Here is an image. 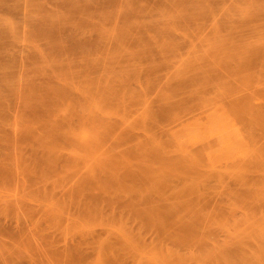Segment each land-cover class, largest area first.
Masks as SVG:
<instances>
[{"label": "rangeland", "instance_id": "1", "mask_svg": "<svg viewBox=\"0 0 264 264\" xmlns=\"http://www.w3.org/2000/svg\"><path fill=\"white\" fill-rule=\"evenodd\" d=\"M108 1L0 0V264H264V0Z\"/></svg>", "mask_w": 264, "mask_h": 264}, {"label": "bare ground", "instance_id": "2", "mask_svg": "<svg viewBox=\"0 0 264 264\" xmlns=\"http://www.w3.org/2000/svg\"><path fill=\"white\" fill-rule=\"evenodd\" d=\"M62 1H63V0H62ZM101 1H102V0H100L99 5L101 4ZM105 1H106V0H104V2H102V3L104 4ZM107 1H108V0H107ZM114 1H115V4L120 3L119 0H114ZM117 1H119V2H117ZM141 1H142V0H141ZM143 1H146V0H143ZM151 1L154 2V3H157V5H158V4L160 5V2H161V4L164 5V6H165V5H172V4L175 3L173 0H171V1H170V0H167L168 2H174V3H172V4H171V3L168 4V2H165L164 0H151ZM159 1H160V2H159ZM176 1H177V0H176ZM183 1H184V0H182V2H183ZM108 2H109V1H108ZM108 2H106L105 4H107ZM110 2L112 3L113 1L110 0ZM116 2H117V3H116ZM126 2H128V0H126ZM131 2H137V1H133V0H131ZM131 2H128L127 5H129V3L131 4ZM138 2H140V0H139ZM177 2H178L177 4H179V3L181 2V0H178ZM113 3H114V2H113ZM122 3H123V2H122ZM209 3H214V0H209ZM59 4H60V3H59ZM105 4H104V5H105ZM109 4H110V3H109ZM109 4L106 5V6H107L106 8H108V10H110V12H109L108 10H107V12H106V9H104L106 13H105V14L103 13V14L106 16L107 19H108V18H109V19L113 18V19H111L112 21L109 20L110 22L113 23V20H115L114 23H117L118 20H119V19H122V16H124V15H121V16H120V14H126L127 12H125V11H124V13H122V12H121V13H120V12H118V13L115 12V13H114V12H113V13H114V14H113L112 11H111V8L109 7ZM135 4H136V3H135ZM123 5H124V3H123V4H120V5H116V6H118V7H119V6L124 7ZM125 5H126V4H125ZM132 5H133V4H132ZM141 5H142V4H141ZM144 5H145V4H144ZM175 5H176V3H175ZM179 5H182V3L179 4ZM183 5H186L185 2H184ZM100 6H101V5H100ZM129 6H130V5H129ZM129 6H128V7H129ZM136 6H138V5L136 4ZM136 6L134 5L133 7H135V9L138 10V11L135 12L136 10L134 11V10H133L134 8H133L132 11H134L135 13H134V12L131 13V15H130L131 17H134L135 14H137V13H138V14H141V13H142V12H139V11H141V10H139V8H138L140 5H139L138 7H136ZM145 6H146V5H145ZM148 6H150V5H148ZM118 7H117L116 9H118ZM122 7H119V8L122 9ZM141 7H142V6H141ZM172 7H173V6H172ZM130 8H131V6H130L129 8H127V9L129 10ZM145 8L147 9V7H145ZM169 8H170V6H169ZM73 9H76V8H73ZM73 9H72V11H73ZM97 9H98V8H97ZM114 9H115V8H114ZM123 9H124V8H123ZM123 9H122V10H123ZM76 10H78V13H77ZM76 10H75V12L77 13V15H79V12H80V11H81V12H80V15H82L83 11H82L81 8H78V9H76ZM79 10H80V11H79ZM104 10H103V12H104ZM119 10H120V9H119ZM125 10H126V9H125ZM70 11H71V9H70ZM72 11L70 12L71 15H74V16H75L76 14H74V12H72ZM94 11H95V10H92L91 12H90V11H89V12H88V11H87V12L84 11V13H85V14H86V13H89V15H88V14H86V15H87V16H90V17H92L91 15H93V18H95L94 13L97 14V12H96V11L94 12ZM113 11H114V10H113ZM142 11H143V9H142ZM68 12H69V11H68ZM128 12L130 13V12H131V9H130V11H128ZM108 13H109V15H111V16H112V14H113L114 16L117 14V16H120V17L117 18L118 20H116V18H115L116 16H115V17H114V16L111 17V16L108 15V17H107V14H108ZM110 13H111V14H110ZM119 13H120V14H119ZM152 13H153L152 15L154 16V15H155V12H152ZM101 14H102V13H101ZM118 14H119V15H118ZM133 14H134V15H133ZM142 14L146 15V14H147V11H146L145 13H142ZM67 15H69V13H68ZM71 15H70V18H72ZM80 15H79V18L81 17ZM83 15H84V14H83ZM97 15H99V14H97ZM149 15H150V14H148V15H146V16H149ZM152 15H151V16H152ZM105 16H103V18H101V20H103ZM136 16H137V15H136ZM139 16H140V18H141V15H139ZM151 16H150V17H151ZM67 17L69 18V16H67ZM67 17H66V18H67ZM96 17L98 18V16H96ZM110 17H111V18H110ZM125 17L128 18L129 15L126 14ZM125 17H123L124 20H127ZM143 17H144V16H143ZM68 18H67V19H68ZM70 18H69V19H70ZM83 18H84V16H82V18H81V20H80L81 23L84 22V21L86 20L87 17L84 18V19H83ZM134 18H135V17H134ZM137 18L139 19V17H137ZM151 18H152V17H151ZM87 19H88V18H87ZM107 19H104L103 21H105V23H107V22H108V21H106ZM135 19H136V18H135ZM83 20H84V21H83ZM139 20H140V19H139ZM116 21H117V22H116ZM61 27H62V25H61ZM66 28H69V27H66ZM61 29H62V28H61ZM63 29H64V28H63ZM63 31H65V29H64ZM79 39H81L80 41H81V43H83V47H85V46H86V41H85V40H86V34H84V35H83L82 37H80ZM71 43H72V42H71ZM71 43H70V44H71ZM73 43H74V42H73ZM73 43H72V44H73ZM70 44L68 43V45H70ZM68 45H67V46H68ZM73 45H76V49H77V47L79 46V42H78L77 44H73ZM73 45H70V46L72 47ZM71 47H70V48H71ZM80 47H82V46H80ZM65 48H66L67 50H66ZM65 48H64L65 50L62 49V51L64 50L66 53H68L67 51L72 50V49H70L69 47H68V48H69L70 50H69L67 47H65ZM73 48H75V46H74ZM78 48H79V47H78ZM81 49H82V48H81ZM73 50H74V49H73ZM73 50H72V52L70 51L69 53H74L75 50H74V51H73ZM51 51H53V50H51ZM64 51H63V52H64ZM65 52H64V53H65ZM0 63H1V62H0ZM0 66H2V65H0Z\"/></svg>", "mask_w": 264, "mask_h": 264}]
</instances>
